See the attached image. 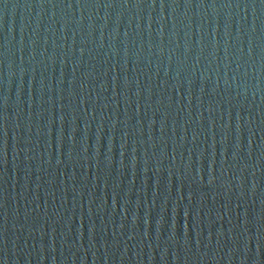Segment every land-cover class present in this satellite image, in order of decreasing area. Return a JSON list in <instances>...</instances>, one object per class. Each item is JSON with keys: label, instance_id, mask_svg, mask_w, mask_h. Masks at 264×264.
Listing matches in <instances>:
<instances>
[{"label": "water", "instance_id": "water-1", "mask_svg": "<svg viewBox=\"0 0 264 264\" xmlns=\"http://www.w3.org/2000/svg\"><path fill=\"white\" fill-rule=\"evenodd\" d=\"M264 146V0H0V264H58Z\"/></svg>", "mask_w": 264, "mask_h": 264}]
</instances>
